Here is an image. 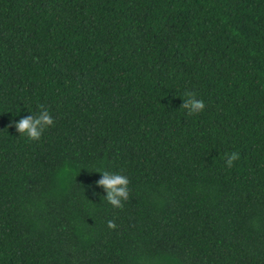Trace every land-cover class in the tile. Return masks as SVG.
Instances as JSON below:
<instances>
[{
	"label": "trees",
	"instance_id": "obj_1",
	"mask_svg": "<svg viewBox=\"0 0 264 264\" xmlns=\"http://www.w3.org/2000/svg\"><path fill=\"white\" fill-rule=\"evenodd\" d=\"M0 264H264V0H0Z\"/></svg>",
	"mask_w": 264,
	"mask_h": 264
},
{
	"label": "clouds",
	"instance_id": "obj_2",
	"mask_svg": "<svg viewBox=\"0 0 264 264\" xmlns=\"http://www.w3.org/2000/svg\"><path fill=\"white\" fill-rule=\"evenodd\" d=\"M184 96L182 108L187 110L189 115H198L203 112L205 102L198 99L195 93L187 92ZM53 124L54 121L50 112L44 110L43 106H39L37 113H29L27 116L14 121L11 126L16 129L20 137L30 142H36L41 139L45 129ZM224 158L226 167L231 168L234 162L240 159V154L238 151L226 152ZM99 174L101 179L97 181V186L105 190L107 202L114 208H122L124 202L128 200V178L120 173H109L107 171ZM108 227L114 229L116 225L109 221Z\"/></svg>",
	"mask_w": 264,
	"mask_h": 264
}]
</instances>
